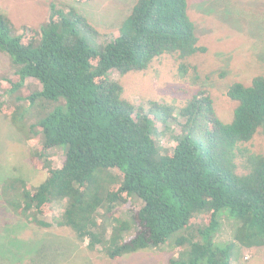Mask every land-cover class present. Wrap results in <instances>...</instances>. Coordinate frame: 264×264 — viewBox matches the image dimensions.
Here are the masks:
<instances>
[{"label":"trees","instance_id":"1","mask_svg":"<svg viewBox=\"0 0 264 264\" xmlns=\"http://www.w3.org/2000/svg\"><path fill=\"white\" fill-rule=\"evenodd\" d=\"M188 7V0H137L98 47L88 37L99 32L74 7L54 5L44 25L22 33L0 12V52L14 69L9 93L34 81L6 115L39 137L31 161L47 170L36 185L4 181L2 196L15 214L39 228H69L113 261L166 246L176 252L168 264H233V255L264 247V153L249 145L264 131V75L229 87L236 103L230 123L208 93L194 95L181 108L186 122L172 149L161 146L156 121L123 99L111 77L147 70L163 55L187 70L182 61L207 51ZM26 101L43 108L36 122L26 118ZM153 107L164 122L175 111ZM51 149L64 156L61 166L49 164ZM62 204L59 216L44 219ZM123 204L133 215L119 214Z\"/></svg>","mask_w":264,"mask_h":264},{"label":"rangeland","instance_id":"2","mask_svg":"<svg viewBox=\"0 0 264 264\" xmlns=\"http://www.w3.org/2000/svg\"><path fill=\"white\" fill-rule=\"evenodd\" d=\"M136 2L0 0V12L9 16L16 33H22L25 26L38 29L44 25L52 13V6L74 7L99 32V39L88 37L98 47L122 28ZM188 5L199 44L206 46L207 51L182 61L187 70H181L180 63L163 55L147 70L111 73L112 79L122 85V98L133 103L137 112L143 110L156 121V138L163 148L169 149H172L173 137L181 134L186 122L181 108L194 95L200 91L208 93L218 117L230 123L236 103L227 96L229 87L235 82L249 84L254 77L264 75V0H188ZM82 34L90 35L86 30ZM13 80L10 58L0 52V264H168L176 252L166 246L129 253L113 261L99 251H90L88 242L79 241L69 228H39L12 211L2 196L4 181L19 177L36 185L47 173V170H37L31 161L32 152L40 146L39 137L27 135L28 130L19 129L6 115L14 111L15 98L23 96L27 85L31 87L34 81H27L23 89L11 94ZM153 103L173 106L172 117L164 122ZM22 104L25 109L30 107L27 101ZM42 110L35 104L26 118L36 122V115ZM249 145L264 153V131ZM48 155H52L51 167L62 165L64 156L59 149H51ZM63 209V204L55 206L44 219L51 222ZM117 211L123 217L134 213L128 204L119 205ZM235 249L239 251V246ZM242 255L243 259L238 260L233 255V264H264V247L243 250Z\"/></svg>","mask_w":264,"mask_h":264}]
</instances>
